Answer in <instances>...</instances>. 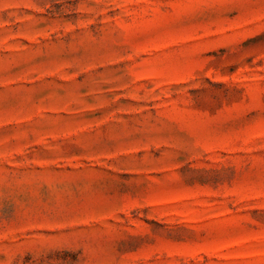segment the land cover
I'll return each mask as SVG.
<instances>
[{"label": "rangeland", "instance_id": "obj_1", "mask_svg": "<svg viewBox=\"0 0 264 264\" xmlns=\"http://www.w3.org/2000/svg\"><path fill=\"white\" fill-rule=\"evenodd\" d=\"M0 264H264V0H0Z\"/></svg>", "mask_w": 264, "mask_h": 264}]
</instances>
